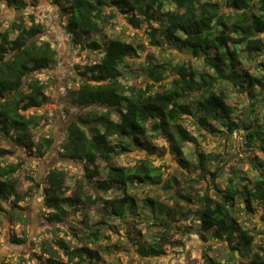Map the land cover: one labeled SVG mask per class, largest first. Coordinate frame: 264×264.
Returning <instances> with one entry per match:
<instances>
[{
    "label": "clouds",
    "instance_id": "clouds-1",
    "mask_svg": "<svg viewBox=\"0 0 264 264\" xmlns=\"http://www.w3.org/2000/svg\"><path fill=\"white\" fill-rule=\"evenodd\" d=\"M0 264H264V0H0Z\"/></svg>",
    "mask_w": 264,
    "mask_h": 264
}]
</instances>
